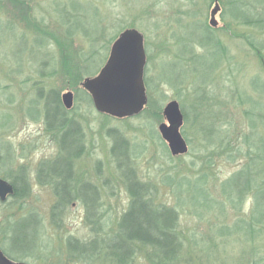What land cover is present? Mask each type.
Returning a JSON list of instances; mask_svg holds the SVG:
<instances>
[{
	"label": "rangeland",
	"instance_id": "rangeland-1",
	"mask_svg": "<svg viewBox=\"0 0 264 264\" xmlns=\"http://www.w3.org/2000/svg\"><path fill=\"white\" fill-rule=\"evenodd\" d=\"M247 1L264 19V0ZM230 12L229 0H0V179L10 182L21 167L30 186L25 199L0 203V250L26 264H113L100 252L81 260L68 244L103 245L127 208L109 136L115 131L133 155L136 178L157 204L177 210L184 243L177 264H264V29ZM127 29L143 39L147 101L139 115L115 119L77 91ZM49 91L73 95L67 117L80 125L84 152L71 159L70 174L95 189L89 220L75 195L54 208L61 161L49 169L57 179L37 181L39 167L59 154L37 97ZM172 101L186 116L187 151L178 156L158 133ZM145 257L127 264H150Z\"/></svg>",
	"mask_w": 264,
	"mask_h": 264
},
{
	"label": "trees",
	"instance_id": "trees-1",
	"mask_svg": "<svg viewBox=\"0 0 264 264\" xmlns=\"http://www.w3.org/2000/svg\"><path fill=\"white\" fill-rule=\"evenodd\" d=\"M229 3L231 6L230 14L241 21L243 25L254 27L256 30L264 29V19L260 15V12L255 11L247 0H229ZM79 70L73 68L72 78L81 82L82 76ZM77 92L86 98L87 103L91 102L88 94L82 89ZM46 96L43 97L42 93H38L37 95L38 101H41V99L43 102L45 101L43 119L46 132L57 140L59 154L53 160L54 162L52 161V165H41L38 172L40 175L46 172L54 179L58 178L57 184L54 185L57 197L54 208L67 204L72 200V195L77 196L76 198L79 199L80 193L78 191L80 190L81 202H83L87 211L86 219L89 220L93 216L92 211H94L96 203L94 187L83 180L81 182H67L68 179L63 176V170L71 176L70 173L73 165L71 164V159H77L84 152L82 130L80 135L79 123L67 117V111L64 109L59 94L56 91H49ZM158 111L160 113V109ZM183 119H186L184 114ZM113 132L115 131H112L111 135H109L115 142L112 153L116 160L118 173L121 175L129 195L127 208L120 216L115 232L110 238L106 239L103 245L98 244L97 240H94L92 243L81 242V245L70 241L68 245L71 250L81 251V260L84 259L86 261L96 258L100 252L104 259L108 258L113 264H127L137 254L143 253L144 255L146 254L145 258L150 264H177L182 257L184 248L182 237L178 231L177 210L174 207H167L155 202L150 186L146 183H141L135 176L134 169L130 165L133 155H130V151L128 152L123 146L124 139L121 138L119 133ZM0 157H2L0 159H2L1 162L3 163L4 156L1 155ZM57 161H61L60 165L63 167L62 170H56V178L54 173L52 174L49 169ZM64 175L66 174L64 173ZM39 183L44 184L41 181ZM13 184L15 187L14 198L25 199L29 191L25 187L24 182L21 183V188L18 185V181L17 183L13 182ZM231 184L233 188H238L237 182H234L233 178ZM240 201L238 199L236 202L231 201V205L235 208L239 205ZM220 207L224 208L222 205ZM54 208L52 209L53 211ZM254 221L256 224L260 222L257 219H254ZM89 222L92 225L95 224V222ZM245 230L251 235V233H254L255 224L252 226L247 225ZM33 234H36L35 230H33Z\"/></svg>",
	"mask_w": 264,
	"mask_h": 264
},
{
	"label": "water",
	"instance_id": "water-1",
	"mask_svg": "<svg viewBox=\"0 0 264 264\" xmlns=\"http://www.w3.org/2000/svg\"><path fill=\"white\" fill-rule=\"evenodd\" d=\"M212 13L216 14L217 9ZM209 24L215 26V21L211 20ZM144 63L142 36L134 29L123 31L112 44L103 68L95 77L87 78L81 84V88L90 95L94 109L118 119L139 114L147 101L143 82ZM61 101L63 107L70 110L72 93L63 94ZM162 116L165 123L158 126V133L171 156L186 153V144L179 133L183 117L178 104L175 101L167 103ZM12 194V186L0 179V201L4 202ZM0 264H10L1 253Z\"/></svg>",
	"mask_w": 264,
	"mask_h": 264
},
{
	"label": "flooded vegetation",
	"instance_id": "flooded-vegetation-1",
	"mask_svg": "<svg viewBox=\"0 0 264 264\" xmlns=\"http://www.w3.org/2000/svg\"><path fill=\"white\" fill-rule=\"evenodd\" d=\"M18 172V176L17 175H15L14 177H12V178H10V182L9 181H7L6 179H2V180H5V181H7L11 186H12V189H13V194L12 195H10V196H8L7 198H6V200L7 199H9V198H13V199H15L14 198V193H15V187H14V184H13V182L14 183H17V181H18V185H19V187L21 188V183L22 182H24V185H25V187L26 188H28V191L30 190L29 189V182H28V180H27V178L25 177V175H24V171H23V169L20 167V169L17 171ZM17 174V173H16ZM65 174H66V179H68L67 180V182H73V181H75L74 179H73V177L72 176H69L68 174H67V172L65 171ZM71 175V174H70ZM37 181H38V183H39V181H42V180H44V179H46V178H48V177H51V178H53L52 176H49V173H46V172H44L43 174H39V172H37ZM71 179V180H70ZM76 182V181H75ZM37 183V184H38ZM40 184V183H39ZM69 184V183H68ZM54 192H55V187H54ZM27 193H29V192H27ZM59 193V192H58ZM78 193H80V195H79V199H81V192H80V190L78 191ZM28 196V195H27ZM20 200V199H19ZM23 200V199H22ZM5 202V201H4ZM0 203H3V202H0ZM30 221V220H29ZM30 224L32 225V229L34 228V226L36 225V223H34V219H32V221H30ZM33 230H35V229H33ZM33 230H31V232H33ZM0 253L2 254V256L10 263V264H26V263H24V262H22L23 260H21L22 259V257L20 256V260L19 259H15V257L14 258H10V256L8 257V255H6V253L3 251V250H0ZM27 255H30L31 256V254H27ZM28 257V256H27ZM34 258V257H33Z\"/></svg>",
	"mask_w": 264,
	"mask_h": 264
}]
</instances>
